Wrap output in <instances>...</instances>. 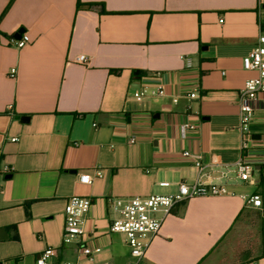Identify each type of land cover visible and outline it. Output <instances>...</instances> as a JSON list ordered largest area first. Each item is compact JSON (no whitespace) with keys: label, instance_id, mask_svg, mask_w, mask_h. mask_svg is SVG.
<instances>
[{"label":"crops","instance_id":"0c3cea01","mask_svg":"<svg viewBox=\"0 0 264 264\" xmlns=\"http://www.w3.org/2000/svg\"><path fill=\"white\" fill-rule=\"evenodd\" d=\"M10 1L0 0V264H38L47 248L53 264L77 261L79 244L63 243L74 196L92 199L96 260L125 264L129 249L108 231L112 203L195 180L185 151L212 177L231 168V194L174 208L140 264H264V212L245 199L264 196V97L249 152L239 129L240 93L256 76L242 60L264 35V0ZM20 29L30 42L18 49ZM160 84L164 97L135 96ZM185 122L197 131L183 135ZM242 159L255 167L248 182L234 173ZM84 173L92 184L78 183Z\"/></svg>","mask_w":264,"mask_h":264},{"label":"built area","instance_id":"2783aa9c","mask_svg":"<svg viewBox=\"0 0 264 264\" xmlns=\"http://www.w3.org/2000/svg\"><path fill=\"white\" fill-rule=\"evenodd\" d=\"M260 11L264 10L263 3H259ZM30 42L28 34H22L20 39L13 38L11 44L18 49L27 46ZM76 63L88 65L89 61L86 55H79ZM246 71L256 73V76L246 80L240 93L239 100V119L240 132L242 137V151L249 152L252 148V137L250 125L254 119V105L264 97V35H260L253 48L245 55L242 60ZM161 79V75H156ZM165 86L158 85L154 89H143L135 94L136 97H164L166 96ZM189 99H199L197 91L188 95ZM177 102V98L173 99ZM183 135L189 132H195L198 125L192 122H185L181 126ZM12 141H18L17 138ZM134 143V139L129 140ZM184 155L194 160L197 169V178L193 181H181L176 185L173 193L152 194L149 196H134L126 199L122 205L112 203L117 217L109 223V235H120L126 247L129 249V260L125 264H140L152 247L155 240L160 237L162 228L166 219L172 215V211L177 206L200 197H219L230 195L229 171L231 168L223 167L217 169L220 172L218 177L207 175L208 166L205 165L198 155L185 151ZM264 163V155L260 157ZM236 177L248 182L251 180L255 167L246 159L240 160L234 166ZM211 170H216L212 169ZM93 177L84 173L78 176V183L90 185ZM161 187L169 188L171 183L168 181L160 182ZM246 205L249 208L259 209L264 212V196L256 192L246 198ZM92 207V199L86 197H70L66 200L65 206V225H64V244H79V257L77 261H63L57 264H81L82 261H88L91 264H111L101 263L96 260V256L103 251L96 237L90 235L85 230L87 216ZM56 257L54 248L45 249L38 259V264H53ZM256 264V263H248Z\"/></svg>","mask_w":264,"mask_h":264},{"label":"water","instance_id":"95a60500","mask_svg":"<svg viewBox=\"0 0 264 264\" xmlns=\"http://www.w3.org/2000/svg\"><path fill=\"white\" fill-rule=\"evenodd\" d=\"M24 29H20L15 35H14V38L15 39H20L21 38V36H22V34H24ZM23 120H28V117H24L23 118ZM257 169L258 170H262V171H264V167L263 166H257Z\"/></svg>","mask_w":264,"mask_h":264},{"label":"trees","instance_id":"16d2710c","mask_svg":"<svg viewBox=\"0 0 264 264\" xmlns=\"http://www.w3.org/2000/svg\"><path fill=\"white\" fill-rule=\"evenodd\" d=\"M14 0H11L10 1V4H9V6L11 5V3L13 2ZM81 6V3H80V0H78V8ZM9 8V7H8ZM8 8L5 10V12L3 13V15L7 12V10H8ZM14 38V36H12V37H10V39H13Z\"/></svg>","mask_w":264,"mask_h":264},{"label":"rangeland","instance_id":"374dc122","mask_svg":"<svg viewBox=\"0 0 264 264\" xmlns=\"http://www.w3.org/2000/svg\"><path fill=\"white\" fill-rule=\"evenodd\" d=\"M165 193H167V194H168V193H170V192H165Z\"/></svg>","mask_w":264,"mask_h":264}]
</instances>
